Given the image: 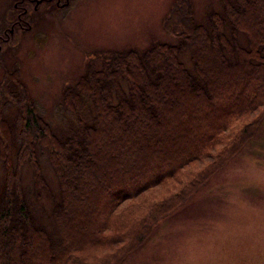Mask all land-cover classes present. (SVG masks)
<instances>
[{
  "label": "trees",
  "instance_id": "1",
  "mask_svg": "<svg viewBox=\"0 0 264 264\" xmlns=\"http://www.w3.org/2000/svg\"><path fill=\"white\" fill-rule=\"evenodd\" d=\"M179 2L175 15L180 21L175 24L173 18L166 24L178 44L107 52L100 68L91 65L65 89V137L54 133L22 85L15 97L26 100L20 101L23 107L1 96L0 166L5 176L0 190V264H90L86 251L106 240L119 248L103 257L120 264L254 139L264 121V0L227 1L222 13H212L201 24L190 2ZM187 50L192 70L181 60ZM11 78L6 77L5 91H10ZM223 91L228 104L217 111ZM200 104L209 111L199 114ZM12 105L20 111L14 121L6 116ZM180 116L185 121L180 122ZM250 116L232 146L215 153L218 129L226 128L231 118ZM193 124L201 134H192ZM205 157L214 162L197 168L194 163H203ZM218 157L224 161L215 163ZM41 158L59 181L61 197L52 212L55 234L37 222L41 216L31 209L23 181L29 165L35 187L47 186ZM151 192L162 193V198L152 200L144 213L141 204L133 203ZM128 202L129 213L116 221ZM115 224L133 230H117L106 238V230Z\"/></svg>",
  "mask_w": 264,
  "mask_h": 264
},
{
  "label": "rangeland",
  "instance_id": "2",
  "mask_svg": "<svg viewBox=\"0 0 264 264\" xmlns=\"http://www.w3.org/2000/svg\"><path fill=\"white\" fill-rule=\"evenodd\" d=\"M179 1L0 0V98L5 95L9 102L23 107L25 103L20 101L26 100L15 97L22 85L29 98L39 104L54 133L65 137L62 115L67 118V113L61 107L65 89L76 84L91 65L100 68L107 52L144 51L160 42L178 44L179 40L166 29V24L173 18L175 24L180 21L175 15L176 5L183 3ZM188 1L197 23L201 24L212 13H222L224 4L234 0ZM240 41L246 45L245 35L240 34ZM181 58L192 70L190 51L184 52ZM8 75H12L10 91H5L3 86ZM227 94L226 91L219 93L217 111L228 104ZM197 110L202 114L209 108L200 104ZM19 113L17 105H12L6 116L14 121ZM185 118L180 116L178 120L183 122ZM251 120L252 116L229 119L227 127L218 129V137L213 139L218 143L214 144V152L223 154L232 146L240 128ZM190 130L193 135L200 132L197 124ZM211 149L212 144L208 150ZM219 158L215 163L224 161ZM40 161L47 186L35 187L29 165L23 181L29 189L31 209L41 216L39 222L35 215L37 222L55 234L52 212L61 197L59 181L50 164L42 158ZM201 161L194 163L197 168L214 162L207 157ZM198 170H193L185 179L196 175ZM4 176V168L0 166V190ZM158 194L162 193L143 195L133 204H141L147 213L152 200L162 198ZM129 204H123L116 221L129 213V208H125ZM114 226L106 230V238L118 231L128 234L133 230L131 225L129 228ZM152 230L144 245L120 264H264V121L243 151ZM108 242L86 251L90 252V264H109L103 256L112 254L119 245Z\"/></svg>",
  "mask_w": 264,
  "mask_h": 264
}]
</instances>
